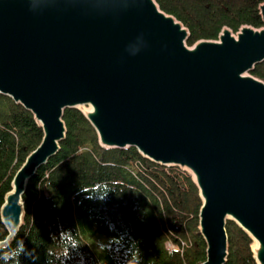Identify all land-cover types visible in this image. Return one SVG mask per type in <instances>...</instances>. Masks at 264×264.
<instances>
[{
  "label": "water",
  "instance_id": "obj_1",
  "mask_svg": "<svg viewBox=\"0 0 264 264\" xmlns=\"http://www.w3.org/2000/svg\"><path fill=\"white\" fill-rule=\"evenodd\" d=\"M189 30L157 0H0V94L44 132L5 195L0 250L22 227L30 181L67 138L64 112L78 109L102 148L190 173L200 264H227L230 220L264 264V79L254 74L264 25L225 26L192 45Z\"/></svg>",
  "mask_w": 264,
  "mask_h": 264
},
{
  "label": "trees",
  "instance_id": "obj_2",
  "mask_svg": "<svg viewBox=\"0 0 264 264\" xmlns=\"http://www.w3.org/2000/svg\"><path fill=\"white\" fill-rule=\"evenodd\" d=\"M189 27V44L216 39L223 27L264 25V0H157ZM254 74L264 79V62ZM65 113L67 138L58 155L30 181L26 214L13 244L0 250V264H200L207 245L199 228L202 200L189 172L164 167L137 149H104L78 109ZM44 132L34 116L0 94V210L12 180ZM227 264H257L252 239L227 221ZM8 232L0 215V240ZM111 243L101 257L97 235ZM17 253H19L17 255Z\"/></svg>",
  "mask_w": 264,
  "mask_h": 264
},
{
  "label": "rangeland",
  "instance_id": "obj_3",
  "mask_svg": "<svg viewBox=\"0 0 264 264\" xmlns=\"http://www.w3.org/2000/svg\"><path fill=\"white\" fill-rule=\"evenodd\" d=\"M191 45V44H190ZM111 237L108 236L107 234H101L97 235L96 239L91 243L92 247L94 249V252L101 257L102 251H103V246L108 245L111 243Z\"/></svg>",
  "mask_w": 264,
  "mask_h": 264
},
{
  "label": "clouds",
  "instance_id": "obj_4",
  "mask_svg": "<svg viewBox=\"0 0 264 264\" xmlns=\"http://www.w3.org/2000/svg\"><path fill=\"white\" fill-rule=\"evenodd\" d=\"M19 253H17V255H18Z\"/></svg>",
  "mask_w": 264,
  "mask_h": 264
}]
</instances>
